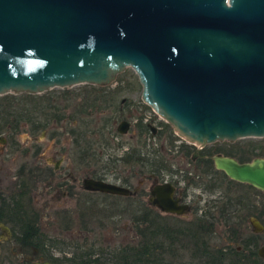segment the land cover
I'll list each match as a JSON object with an SVG mask.
<instances>
[{
    "label": "water",
    "instance_id": "obj_1",
    "mask_svg": "<svg viewBox=\"0 0 264 264\" xmlns=\"http://www.w3.org/2000/svg\"><path fill=\"white\" fill-rule=\"evenodd\" d=\"M126 68L142 100L186 141L264 137V0H0V95L105 85ZM125 128L123 121L118 129ZM213 161L264 192V157ZM86 185L128 192L92 179ZM249 223L264 231L256 217ZM258 255L264 259L263 246Z\"/></svg>",
    "mask_w": 264,
    "mask_h": 264
},
{
    "label": "rangeland",
    "instance_id": "obj_2",
    "mask_svg": "<svg viewBox=\"0 0 264 264\" xmlns=\"http://www.w3.org/2000/svg\"><path fill=\"white\" fill-rule=\"evenodd\" d=\"M141 92L142 86L137 75L131 68H126L118 73L112 82L105 85L83 83L71 87H54L39 94H31L33 96L11 99L9 102L0 100V136L12 135L11 138L7 137V145L2 152L0 151V162L5 168L10 167L12 170L10 173H12L13 169L25 160V147H31L32 151L38 147L41 154L47 158L55 151L65 150L66 140L70 139L69 132L72 128L79 130L86 128L89 130L87 131L89 142L94 152L101 150L102 155L123 159L130 155L133 149L137 151L143 149L142 154H146V150L154 159L165 160L166 158V163L176 168L179 165V156L177 152L175 153L173 146L181 143L191 148L192 145L178 136L172 126L141 99ZM17 110L23 111L25 117L14 116ZM121 119L130 122L131 126L126 134L116 131ZM149 120L159 131L154 137L150 136L146 128L147 136L140 132L144 130V122ZM11 125H16L17 128L15 130L9 128ZM259 139L239 138L231 144H228L227 140H223L227 142L222 144L218 143L221 141L207 144H213L211 146L216 147L218 151L246 162L247 154L264 152V142H260ZM257 144H261L262 149H256V146H259ZM68 152L67 157L70 159L72 150L69 149ZM154 152L158 157L152 154ZM161 156L165 158L162 159ZM96 158V160L90 159L91 173H94L96 169L99 170L104 161V159L101 160L103 156ZM41 163L44 165L45 160L42 159ZM82 167V164L76 166L77 173L80 175ZM84 167L87 168V166ZM121 167L122 165L120 169ZM190 172L198 185L188 187L189 194L194 196L193 199L197 201V205H200L206 212H212L215 217L209 239L210 245L218 249H229L228 252H233L232 250L249 252V248L246 249L244 243H255L252 248L255 252L262 245L264 246V231L254 233L249 223L250 217H256L264 227V192L252 186L239 185L219 174L217 179L222 181L221 186L209 189V184L213 180L209 175L195 173L193 168ZM42 189L41 186L38 187V190ZM244 192H246V208H243L241 202L238 201L239 197H235ZM226 193L232 194L231 203L225 198ZM198 195H201L200 199L197 198ZM219 196H221L217 203L219 208L207 206L208 201L217 200ZM39 197L36 193L32 198L36 206H40ZM98 197L101 198V196ZM177 220L174 217L166 218V225L171 226ZM179 223L186 224L183 220ZM47 224L43 231L49 237L47 242L50 243L47 245L50 250L64 249L69 254L73 251L80 252L90 249V251L102 254L115 253L117 255V251L124 247L136 248L140 237L138 233L140 228L130 226L129 215L120 219L117 213H106L104 216L94 214L91 216V222L86 226L79 224L67 228L58 221ZM14 245L11 240L1 243L0 257L8 254V258L5 262L0 260V264L23 263L24 260L19 259L18 255L11 254L12 251L17 252ZM236 247H238L237 250ZM178 253L180 257L173 259L167 254L164 255L162 263L167 264L168 260H173L172 264H201L198 254L190 248L182 249ZM111 261L112 259H104L101 262L112 264Z\"/></svg>",
    "mask_w": 264,
    "mask_h": 264
},
{
    "label": "flooded vegetation",
    "instance_id": "obj_3",
    "mask_svg": "<svg viewBox=\"0 0 264 264\" xmlns=\"http://www.w3.org/2000/svg\"><path fill=\"white\" fill-rule=\"evenodd\" d=\"M123 121L127 123V128L122 133L118 127ZM144 124V130L140 132H143L145 136H147L145 128L149 130L151 137L159 133L158 128L151 124L150 120ZM130 126L129 121L121 119L116 131L126 134ZM87 131L89 130L86 128L83 130L72 128L69 132L70 139L66 140L65 150L55 151L52 156L47 158L41 154L40 148L37 147L32 151L31 147H25V160L19 163L12 173H10L12 171L10 167L7 169L0 162V246L1 243L11 240L17 250L15 253L12 251L11 254L18 255L19 259L24 260L22 264L43 263L44 261L51 264H103L101 261L104 259L113 260L120 255L118 253L117 255L115 253L102 254L90 251V249L80 252L73 251L70 254L64 249L50 250L47 245L50 243L47 242L49 237L44 233L43 228L48 225L47 223L53 221H58L67 228L79 224L86 226L91 222L92 215L101 214L104 216L106 213H117L120 219L129 215L132 228L148 229L162 224L166 226V218L169 217H174L179 221L183 220L186 223L197 221L203 223L207 227L206 229L210 230L208 236L211 237L215 217L212 212H206L200 205H197V201L193 199L194 196L189 194L188 187L198 185L191 176L190 170L193 168L195 173L209 175L213 179L209 184V189H214L221 186L222 183L217 179L218 174L229 177L224 171L215 167L213 157L221 155L234 158L238 163L242 161L218 151L216 147L211 146L213 144H191L193 147L190 148L181 143L174 145V140L171 142L174 145L175 153L177 152L179 156V165L176 168L166 163L165 157L161 156L165 160L154 159L149 156L146 150V154H142L143 149L139 151L133 149L130 155L125 156L126 158L122 159L119 156L120 158L114 159L108 155H102L101 150L94 152L91 149L92 145L89 142ZM11 136L8 134L7 137L11 138ZM0 137L4 139V142L0 141V151L2 152L7 145L8 138ZM224 142L227 141L218 143ZM228 144L231 142L229 141ZM69 149L72 150L70 159L67 157ZM152 154L155 155V152ZM100 156H103L101 160L104 159L101 168L94 170L92 174L90 159L96 160V157ZM42 159L45 160L44 165L41 163ZM81 164L83 167L80 175L77 173L76 166ZM88 179L122 187L128 192L119 194L88 189L86 185ZM229 180L239 185H246V183L231 178ZM39 186L43 189L38 190ZM36 193L40 196V206L33 204L32 198ZM93 194L97 196L93 197ZM231 195L226 193L225 197L230 203ZM235 197H239L238 201L241 202L243 208H246V192ZM197 198L200 199L201 195H198ZM220 198L221 196L217 200L208 201L207 206L219 208L217 203ZM167 200L177 203V205H186V210L182 214L162 211L158 203L165 204ZM244 245L252 249L255 243H244ZM237 249L238 247H236ZM228 250H223V256L233 257L234 254ZM248 254L250 255V253ZM256 254L259 257L258 251ZM7 258L8 254H4L0 260L5 262ZM259 258L264 261L261 257Z\"/></svg>",
    "mask_w": 264,
    "mask_h": 264
},
{
    "label": "trees",
    "instance_id": "obj_4",
    "mask_svg": "<svg viewBox=\"0 0 264 264\" xmlns=\"http://www.w3.org/2000/svg\"><path fill=\"white\" fill-rule=\"evenodd\" d=\"M23 96H33L27 93L21 94H5L0 96V100L10 101L11 99L21 98ZM14 116L22 117L23 111H15ZM9 128L15 130L16 125H11ZM260 142H264V138L259 139ZM256 149H262L261 144H257ZM263 156L264 152L259 154L246 155V162L250 161L255 156ZM248 185V184H246ZM251 185H248L250 187ZM252 188V187H251ZM177 220L171 224V226H154L139 229V241L136 248L124 247L117 251L120 256L113 259L112 264H164V255L168 257L177 258L180 257L178 251L182 249L193 250L197 256L201 259V264H264L254 249H249V252L234 251L232 250L233 257L223 256L224 251L222 249L214 248L210 245L209 229L203 223L197 221H191L182 225ZM248 246H246L247 249ZM194 253V254H195ZM250 253V255L248 254ZM244 255V256H243ZM170 258V259H171ZM173 260H168L167 264H172Z\"/></svg>",
    "mask_w": 264,
    "mask_h": 264
},
{
    "label": "bare ground",
    "instance_id": "obj_5",
    "mask_svg": "<svg viewBox=\"0 0 264 264\" xmlns=\"http://www.w3.org/2000/svg\"><path fill=\"white\" fill-rule=\"evenodd\" d=\"M177 134V133H176ZM178 136H180L179 134H178ZM180 137H182V136H180ZM183 138V137H182ZM187 142L188 143H190V144H196V145H199V144H197V143H195V142H191V141H189V140H187Z\"/></svg>",
    "mask_w": 264,
    "mask_h": 264
}]
</instances>
